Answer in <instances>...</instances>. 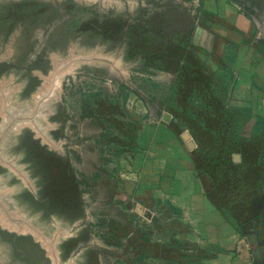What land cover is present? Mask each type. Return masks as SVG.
Returning a JSON list of instances; mask_svg holds the SVG:
<instances>
[{
    "label": "rangeland",
    "instance_id": "obj_1",
    "mask_svg": "<svg viewBox=\"0 0 264 264\" xmlns=\"http://www.w3.org/2000/svg\"><path fill=\"white\" fill-rule=\"evenodd\" d=\"M197 17L188 0H0V264H198L175 211L140 203L130 170L150 115L171 124L188 99L227 93L224 61L195 52ZM233 135L200 143L221 203L243 219L264 192V157L251 141L231 165Z\"/></svg>",
    "mask_w": 264,
    "mask_h": 264
},
{
    "label": "crops",
    "instance_id": "obj_2",
    "mask_svg": "<svg viewBox=\"0 0 264 264\" xmlns=\"http://www.w3.org/2000/svg\"><path fill=\"white\" fill-rule=\"evenodd\" d=\"M188 1L198 16L194 51L224 61L216 69L229 78L227 93L188 99L184 119L169 115L164 124L150 115L139 127L135 195L151 209L175 211L177 236L203 252L198 264H264V192L251 215L228 213L218 195L223 181L200 143L229 131L239 139L231 165L245 163L242 145L251 141L264 157V0Z\"/></svg>",
    "mask_w": 264,
    "mask_h": 264
},
{
    "label": "bare ground",
    "instance_id": "obj_3",
    "mask_svg": "<svg viewBox=\"0 0 264 264\" xmlns=\"http://www.w3.org/2000/svg\"><path fill=\"white\" fill-rule=\"evenodd\" d=\"M60 81H61V80H60ZM51 86H52V85H51ZM60 87H61V86H60ZM55 91H56V87H54V89L51 88V89H50V92L47 91V92H49V94H47V93L44 94V95L40 94V95H41V97H40L41 100H40L39 107H43V110H46V108L50 109V108L48 107V102L51 100V97H53V96L55 95V93H56ZM57 93H58V92H57ZM38 94H39V93H38ZM38 94H37V95H38ZM5 96H6V95H5ZM6 97H7V96H6ZM3 98H4V95H3ZM8 98H9V96H8ZM37 98H38V96H37ZM53 99H54V98H53ZM54 100H55V99H54ZM11 104L13 105V103H11ZM11 104H10V105H11ZM12 105H11V106H12ZM5 106H7V105H5ZM13 106H14V105H13ZM3 107H4V105H3ZM3 107H0L1 112H3V109H5V108H3ZM6 108H7V107H6ZM11 108H12V107H11ZM37 108H38V107H37ZM37 108H36V109H37ZM14 110H15V109H14ZM32 110H34V109H32ZM7 111H8V109H7ZM11 111H12V110H11ZM11 111H10V112H11ZM41 111H42V110H41ZM13 112H14V111H13ZM33 112H34V111H33ZM7 113H9V112H7ZM21 113H22V112H21ZM27 113H28V112H27ZM11 114H12V113H11ZM14 114H15V113H14ZM34 114H36V113H34ZM46 114H48V113L46 112ZM15 115H16V114H15ZM18 115H20V114H18ZM26 115H27V114H25V116H26ZM31 115H32V114H31ZM37 115H38V114H37ZM10 116H11V115H10ZM13 116H14V115H13ZM28 116H29V118H30V114H28ZM33 116H34V115H33ZM35 116H36V115H35ZM45 116H48V115H45ZM11 117H12V116H11ZM15 117H16V116H15ZM20 117H21V115H20ZM26 117H27V116H26ZM26 117H25V118H26ZM39 117H40V116H39ZM39 117H38V118H39ZM43 117H44V116H43ZM31 118H32V117H31ZM35 118H36V117H35ZM38 118H37V119H38ZM5 119H6L5 121L7 122L8 119H7L6 117H5ZM13 119H14V118H13ZM13 119H11V120H13ZM9 120H10V118H9ZM27 120H28V117H27L26 121H27ZM30 120H32V119H30ZM30 120H29V121H30ZM39 120H40V119H39ZM43 120H44V118H43ZM14 121H15V119H14ZM23 121H24V120H23ZM29 121H28V122H29ZM33 121H34V120H33ZM12 122H13V121H12ZM24 122H25V121H24ZM34 122H35V121H34ZM19 123H20V122H19ZM25 123H26V122H25ZM31 123H32V122H31ZM31 123H30V124H31ZM35 123H36V122H35ZM38 123H40V121H38ZM7 124H8V123H7ZM23 124H24V123H20V126L23 125ZM41 124H42V123H41ZM1 125H2V124H1ZM8 125H9V124H8ZM5 126H7V125L4 124V127H5ZM20 126H19V128H20ZM26 126H27V125H26ZM28 126H29V125H28ZM35 126H36V125H35ZM29 127H30V126H29ZM5 128H8V127H5ZM37 128H38V127H37ZM1 129H3V128L1 127ZM15 129H16V128H15ZM15 129L13 128V130H15ZM33 129H34V128H33ZM40 129H41V127H40ZM40 129L38 128V130H39L38 132L43 133V132H41L42 130H40ZM43 129H44V127H43ZM16 130H17V129H16ZM16 130H15V132H16ZM20 130H21V129H20ZM0 131H1V130H0ZM18 131H19V130H18ZM4 132H5V131H4ZM45 132H46V131H45ZM5 133H7V132H5ZM12 133H13V132H12ZM12 135H13V134H12ZM1 136H2V135H1ZM3 136H5V135H3ZM13 136H14V135H13ZM44 136H45V135H44ZM4 138H5V137H4ZM0 139H1V138H0ZM5 139H6V138H5ZM5 139H4V142H6V140H7V139H6V140H5ZM46 139H47V136H46ZM48 139H49V138H48ZM48 141H49V140H48ZM2 143H3V142H2ZM2 143H1V145L3 146L4 143H3V144H2ZM50 144H51V143H50ZM8 145H9V144H8ZM7 147H8V146H7ZM7 150H8V149H7ZM3 151H4V148H3ZM4 152H5V151H4ZM0 153H1V152H0ZM6 153H8V151H7ZM3 154H4V153H3ZM8 154H9V153H8ZM0 155H1V154H0ZM6 155H7V154H6ZM9 155H10V154H9ZM3 156H4V155H3ZM7 157H8V155H7ZM2 158H3V157H2ZM0 161H2V160L0 159ZM5 161H6V159H5ZM5 161H4V162H5ZM4 162H3V163H4ZM0 163H2V162H0ZM3 163H2V164H3ZM9 163H10V162H9ZM5 165L7 166L8 163L5 164ZM11 165H12V164H11ZM16 165H17V164H16ZM14 167H15V166H14ZM14 167H13V168H14ZM15 171H18V170L16 169ZM19 174H20V172H19ZM21 174H22V173H21ZM23 177H24V176H23ZM25 178H26V177H24V179H25ZM4 179H5V178H4ZM26 179H27V178H26ZM4 181H5V180H4ZM27 181H28V179H27ZM2 184L4 185V183H2ZM0 186H1V185H0ZM0 188H1V187H0ZM3 189H4V187H3ZM13 189H14V188H13ZM6 190H7V189H6ZM11 190H12V189H11ZM15 190H17V188H15ZM4 191H5V190H4ZM11 192H12V191H11ZM3 193H4V192H3ZM0 194H1V193H0ZM7 195H8V194H7ZM10 198H11V197H10ZM3 199H5V198H3ZM12 201H13V200H12ZM7 202H8V200H7ZM0 207H1V206H0ZM4 207H5V206H4ZM6 207H7V206H6ZM6 207H5V208H6ZM8 207H9V206H8ZM2 208H3V207H2ZM1 210H2V209H1ZM3 210H4V209H3ZM7 210H9V208H7ZM15 210H16V209H14V211H15ZM4 211H5V210H4ZM12 211H13V210H12ZM6 212H7V211H6ZM19 212H20V210H19ZM8 213H9V212H8ZM14 214H15V212H14ZM24 214H25V213H24ZM11 215H13V214H10V216H11ZM25 215H26V214H25ZM4 216H5V215H4ZM4 216H3V217H4ZM8 216H9V214H8ZM13 216H14V215H13ZM18 217H19V216H18ZM23 217H24V216H23ZM8 218H9V217L6 218L7 220H4V219H3V221H5V222L7 223L8 221L12 220V222H13L14 219H8ZM25 218H26V217H25ZM0 219H1V218H0ZM22 219H23V218H22ZM23 220H26V219H23ZM27 220H29V221L31 222L30 219H27ZM27 220H26V221H27ZM17 221H18V220H17ZM17 221H16V222H17ZM29 221H28V222H29ZM12 222H11V223H12ZM20 222H21V220H20ZM20 222H18L16 225L14 224V226H15L16 228H17V226H19L20 228H22L21 224H19ZM23 222H24V221H23ZM23 222H22V223H23ZM14 223H15V222H14ZM57 223H58V222H57ZM7 224H8V223H7ZM31 225H32V224H31ZM31 225L28 224V226H31ZM3 226H4V225H3ZM10 226H11V225H10ZM15 227H14V228H15ZM19 227H18V228H19ZM6 228H7V227H6ZM20 228H19V229H20ZM66 228H67V227H66ZM33 229H34V228H33ZM36 230H37V229H36ZM17 231H18V230H17ZM23 231H24V230H23ZM30 231H31V230H30ZM39 231H40V230H39ZM20 232H21V231H20ZM40 232H41V231H40ZM57 232H59V230H58ZM42 233H43V232H42ZM38 234L40 235V233H38ZM39 235H38V236H39ZM41 235H42V234H41ZM54 235H55V233H54ZM36 236H37V235H36ZM52 236H53V235H52ZM41 237H43V236H41ZM44 237H45V236H44ZM44 237H43V239H44ZM52 238H53V237H52ZM52 238H50V240H51ZM54 238H55V237H54ZM57 238H58V235H57ZM60 238H61V237H60ZM40 239H41V238H40ZM55 239H56V238H55ZM45 240H47V239H45ZM57 240H58V239H57ZM42 241H43V240H42ZM47 242H49V241L47 240ZM53 242H54V241H53ZM48 244L52 245V242H51V243H48ZM54 246H55V245H54ZM51 247H52L51 249H54L53 246H51Z\"/></svg>",
    "mask_w": 264,
    "mask_h": 264
}]
</instances>
